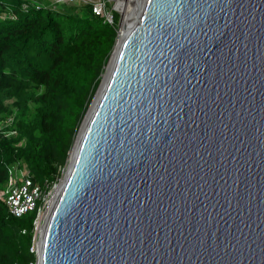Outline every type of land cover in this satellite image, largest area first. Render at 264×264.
<instances>
[{"label": "water", "instance_id": "obj_1", "mask_svg": "<svg viewBox=\"0 0 264 264\" xmlns=\"http://www.w3.org/2000/svg\"><path fill=\"white\" fill-rule=\"evenodd\" d=\"M130 2L35 264H264V0Z\"/></svg>", "mask_w": 264, "mask_h": 264}, {"label": "trees", "instance_id": "obj_2", "mask_svg": "<svg viewBox=\"0 0 264 264\" xmlns=\"http://www.w3.org/2000/svg\"><path fill=\"white\" fill-rule=\"evenodd\" d=\"M73 3L0 0V193L17 164L34 184L57 182L112 52L119 16ZM35 218L0 200V264H35Z\"/></svg>", "mask_w": 264, "mask_h": 264}, {"label": "built area", "instance_id": "obj_3", "mask_svg": "<svg viewBox=\"0 0 264 264\" xmlns=\"http://www.w3.org/2000/svg\"><path fill=\"white\" fill-rule=\"evenodd\" d=\"M105 10L106 3L103 1H98L92 6L94 15L103 17L108 23H112V14L105 13ZM8 121L10 123L11 119ZM55 190L56 184L51 185L47 181L43 186L34 184L24 164H17L8 169V182L5 190L0 193V200L5 204L8 213L15 218L36 212L35 230L39 219L49 208L56 193ZM31 251H34V244Z\"/></svg>", "mask_w": 264, "mask_h": 264}, {"label": "rangeland", "instance_id": "obj_4", "mask_svg": "<svg viewBox=\"0 0 264 264\" xmlns=\"http://www.w3.org/2000/svg\"><path fill=\"white\" fill-rule=\"evenodd\" d=\"M38 0H33V2H37ZM73 1L74 0H42V2L43 3H48L51 7H54V8H56V9H58L59 8V6H60V4H64L65 6H67V7H72V6H74L75 4L73 3ZM78 2H79V4H78V6H81V5H85V4H88V5H91V6H93L95 3H97L98 1H103V2H105L106 3V10H105V13H116L118 16H119V18H120V15H121V13H120V15L118 14L119 12L116 10V8L114 7V2H112V1H110V0H77ZM115 10L118 12H115ZM121 20H122V15H121ZM118 22H119V19H118ZM122 30V25L121 24H117V35H120L121 34V31ZM110 56H111V54H110ZM110 56H109V59H110ZM108 59V60H109ZM106 72H107V66H105L104 67V70H103V72H102V74H101V78H100V82L104 79V76L106 75ZM100 84V83H99ZM99 86V85H98ZM98 88V87H97ZM96 91H97V89H96ZM96 93V92H95ZM95 95V94H94ZM93 99H94V96L92 97V99H91V101H90V103H89V105H88V107H87V110H86V112H85V115H84V117H83V119H82V121H81V123H80V125H79V127H78V131H79V128L81 127V125H82V122H83V120H84V118H85V116H86V114L88 113V110H89V107L91 106V104L93 103ZM9 122V121H8ZM78 131H77V134H78ZM77 134H76V136H77ZM75 139H76V137H75ZM74 139V140H75ZM67 166H68V162L64 165V166H62L60 169V178L57 180V182L55 183L56 184V193H57V189H59V186H60V184H61V182H62V180H63V177H64V175H65V173H66V169H67ZM56 193H55V195H56ZM55 195H54V197H55ZM46 215H47V213L42 217V220L40 221V223L39 224H37V228L34 230V233H33V244H34V251L33 252H35L36 253V244H37V241H38V238H39V236H40V232H41V227H42V224L44 223V219H45V217H46Z\"/></svg>", "mask_w": 264, "mask_h": 264}, {"label": "bare ground", "instance_id": "obj_5", "mask_svg": "<svg viewBox=\"0 0 264 264\" xmlns=\"http://www.w3.org/2000/svg\"><path fill=\"white\" fill-rule=\"evenodd\" d=\"M110 1H112V2H114V7L116 8V10L119 12V13H121V15H122V22H121V25H122V32H123V30H124V28H125V24H126V21H127V18H128V16H129V14L131 13V8H132V6H131V2H130V0H110ZM140 3H142V2H140ZM139 3V4H140ZM121 32V33H122ZM57 191H58V189H57ZM56 196V195H55ZM54 199H55V197H53V199H52V201H51V204H50V206H49V208L47 209V211L41 216V218L39 219V221H38V223L37 224H39L40 223V221L42 220V217L47 213V215H46V217H45V219H44V222L46 221V219H47V217H48V215H49V213H50V209H51V206H52V204H53V202H54ZM43 225H44V223L42 224V227H41V230H42V228H43Z\"/></svg>", "mask_w": 264, "mask_h": 264}]
</instances>
